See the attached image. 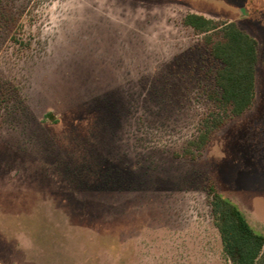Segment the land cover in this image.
I'll use <instances>...</instances> for the list:
<instances>
[{
    "label": "rangeland",
    "instance_id": "1",
    "mask_svg": "<svg viewBox=\"0 0 264 264\" xmlns=\"http://www.w3.org/2000/svg\"><path fill=\"white\" fill-rule=\"evenodd\" d=\"M188 14L258 43L195 156L219 63ZM211 187L264 234V0H0V264H232Z\"/></svg>",
    "mask_w": 264,
    "mask_h": 264
},
{
    "label": "trees",
    "instance_id": "2",
    "mask_svg": "<svg viewBox=\"0 0 264 264\" xmlns=\"http://www.w3.org/2000/svg\"><path fill=\"white\" fill-rule=\"evenodd\" d=\"M184 25L204 36L212 57L219 63L212 108L201 121L189 153H202L214 135L227 123L242 117L256 99L258 43L235 22H220L199 14H188ZM210 206L223 251L232 264H264V234L255 231L243 212L214 187Z\"/></svg>",
    "mask_w": 264,
    "mask_h": 264
}]
</instances>
